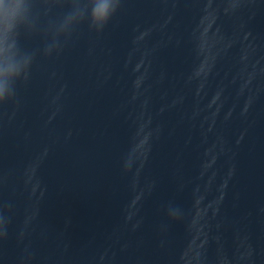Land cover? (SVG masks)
<instances>
[{"label":"water","instance_id":"water-1","mask_svg":"<svg viewBox=\"0 0 264 264\" xmlns=\"http://www.w3.org/2000/svg\"><path fill=\"white\" fill-rule=\"evenodd\" d=\"M85 264H264V0H227Z\"/></svg>","mask_w":264,"mask_h":264},{"label":"clouds","instance_id":"clouds-1","mask_svg":"<svg viewBox=\"0 0 264 264\" xmlns=\"http://www.w3.org/2000/svg\"><path fill=\"white\" fill-rule=\"evenodd\" d=\"M74 5L58 26L53 45L46 52L51 54L58 46L60 35L70 36L73 26L89 16L90 25L103 31L120 7V0H72ZM31 0H0V102L6 103L15 96L17 81H27L34 60V54L21 49V32L33 30Z\"/></svg>","mask_w":264,"mask_h":264}]
</instances>
